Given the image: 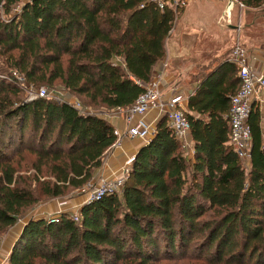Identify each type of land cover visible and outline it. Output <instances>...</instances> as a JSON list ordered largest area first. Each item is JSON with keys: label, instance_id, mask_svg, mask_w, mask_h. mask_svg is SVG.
<instances>
[{"label": "trees", "instance_id": "16d2710c", "mask_svg": "<svg viewBox=\"0 0 264 264\" xmlns=\"http://www.w3.org/2000/svg\"><path fill=\"white\" fill-rule=\"evenodd\" d=\"M260 7L264 0H236ZM182 8L153 0H0V237L41 200L86 185L113 126L56 98H20L12 72L59 86L83 106L125 109L165 52ZM237 69L224 61L186 99L189 148L163 116L119 193L78 221L26 220L2 264H264V109L252 103L248 165L228 143Z\"/></svg>", "mask_w": 264, "mask_h": 264}, {"label": "crops", "instance_id": "0c3cea01", "mask_svg": "<svg viewBox=\"0 0 264 264\" xmlns=\"http://www.w3.org/2000/svg\"><path fill=\"white\" fill-rule=\"evenodd\" d=\"M185 5L181 7L180 13L173 21L169 35L165 39L164 55L156 63L151 74V78L156 74L162 75L160 80L161 98L164 100L173 92L180 93L184 98L182 102L184 110H186V99L192 94L200 78L220 63L231 61L229 59L230 47L233 43L238 42L240 37L246 43L250 66L254 70L264 73V32L260 31L262 35H257V28L253 26L251 18L242 12L243 8L252 11L264 6L247 7L242 5L239 8L237 25L238 27L242 26V36L237 29L235 41L231 43L226 39L224 29L213 24V16L211 15L203 18L204 31H199L197 26L196 28L180 24ZM251 102L257 103L262 112L264 109V89L254 94ZM99 115L107 119L113 129L124 134V136L117 145L111 146L103 155L100 166L92 174L89 181L91 183H98L101 180L110 181L120 176L122 169L127 167V161L145 144L143 140L136 137L130 138L125 134L127 124L121 112L116 111V109L103 110ZM159 117L161 116L157 109L150 108L141 115H134L128 125L140 121L154 129L155 122ZM186 151L187 156L191 158L192 149L188 148ZM85 199L75 200L71 205L59 201L52 202L50 206L42 207L35 218L44 217L42 212L56 215L77 210L79 206L85 203ZM70 208L71 210H67ZM22 225L23 222L19 225L15 223L5 235L0 237V264L5 261L10 246L20 232Z\"/></svg>", "mask_w": 264, "mask_h": 264}, {"label": "built area", "instance_id": "2783aa9c", "mask_svg": "<svg viewBox=\"0 0 264 264\" xmlns=\"http://www.w3.org/2000/svg\"><path fill=\"white\" fill-rule=\"evenodd\" d=\"M153 1L159 8H161L165 3H168L172 6V8H174V10L176 8L183 7L185 4L183 0ZM239 4L242 7V4ZM229 59L235 64L240 83L235 93L229 98V109L226 115L229 124L228 143L237 154L238 158L244 161L245 167H247L250 145L247 117L252 104V96L264 89V73L254 70L250 66L247 49L239 45L238 42L233 43L230 47ZM12 75L18 88L26 90L28 95L26 98L27 100L37 97L64 100L63 98H59L53 89L43 86H33L32 84L27 83L23 77L16 72H12ZM161 77V74H156L147 82L141 83L142 92L137 96L135 101L127 108H117L116 111L121 112L125 117L127 124L125 134L130 138L136 137L147 143L153 136L154 129L140 121L132 125H128V123L134 115H141L150 108H156L158 114L165 118L166 126L170 129L174 138L179 141L183 149L187 150L189 148V125L187 119L185 118V110L182 106L184 98L180 93L173 92L170 96L163 100L160 93ZM1 78L8 79L7 77ZM64 101L73 105L80 114L98 115L97 113L85 108V106L81 105L76 99ZM113 134L116 138L112 146H115L119 143V140L122 136H124V134L119 133L116 129H113ZM131 159L132 158L127 161V167L122 169L120 176L110 181H99L87 195L85 203L98 199L104 194L119 193L126 178L128 164ZM69 217L73 221H78L77 212L69 214ZM57 218L58 214L48 217L47 221H56Z\"/></svg>", "mask_w": 264, "mask_h": 264}, {"label": "water", "instance_id": "95a60500", "mask_svg": "<svg viewBox=\"0 0 264 264\" xmlns=\"http://www.w3.org/2000/svg\"><path fill=\"white\" fill-rule=\"evenodd\" d=\"M183 1L186 5L180 19V24L189 27L197 26L198 28H196L199 31H204L203 18L211 15L213 16V24L220 29H224L228 41H231V43L235 41L237 29H239L240 36H242V26L238 27L237 25V14L241 6L236 0ZM242 12L251 18L253 26L257 28V35H262L260 31L264 32V7L252 11L243 8ZM238 44L246 48V43L242 37H240Z\"/></svg>", "mask_w": 264, "mask_h": 264}, {"label": "rangeland", "instance_id": "374dc122", "mask_svg": "<svg viewBox=\"0 0 264 264\" xmlns=\"http://www.w3.org/2000/svg\"><path fill=\"white\" fill-rule=\"evenodd\" d=\"M264 6V5H262ZM261 6V7H262ZM22 76V75H20ZM0 77H7V75L5 76L3 73H0ZM35 86V85H33ZM46 88H50L53 89L54 92H56L57 96L59 98H63L64 100H74L75 98L73 96H71L70 93H68L66 90H64L63 88L59 87V86H53V87H47L46 85H40ZM20 98H23L24 100H27V92L24 89H20V94H19ZM85 108L89 109L90 111L97 113L98 115L101 113V111H103L104 109L102 108H98L96 106H85ZM242 165H244V161H242ZM97 185V183H91L88 182L86 185H84L83 187L79 188L78 190H74V191H70L68 192L65 196L61 197V198H54V199H49V200H41L39 202H37L31 209L27 210L25 213H23L21 216H19L18 220L16 221V223L19 225L20 223H24L26 220L30 219V218H35L36 216H38V211H41L42 207L45 206H50V204L52 202L55 201H59V202H63L68 204H73V202L76 200H79L80 198H87V195L89 194V192ZM86 200V199H85ZM80 207V206H79ZM79 207L77 208V210H73V211H67L66 213L71 214V213H76L79 209ZM72 208V207H71ZM67 209V210H71ZM44 213V217L42 218H48V217H52L54 216L51 213H47V212H42ZM7 233V232H6ZM5 235V234H4Z\"/></svg>", "mask_w": 264, "mask_h": 264}]
</instances>
